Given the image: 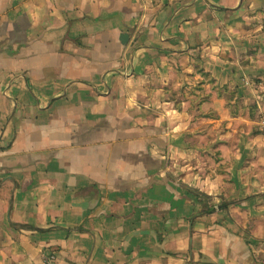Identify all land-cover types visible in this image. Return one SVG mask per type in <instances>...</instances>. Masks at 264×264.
Returning <instances> with one entry per match:
<instances>
[{
	"label": "crops",
	"instance_id": "obj_1",
	"mask_svg": "<svg viewBox=\"0 0 264 264\" xmlns=\"http://www.w3.org/2000/svg\"><path fill=\"white\" fill-rule=\"evenodd\" d=\"M263 85L264 0H0V264H264Z\"/></svg>",
	"mask_w": 264,
	"mask_h": 264
},
{
	"label": "built area",
	"instance_id": "obj_2",
	"mask_svg": "<svg viewBox=\"0 0 264 264\" xmlns=\"http://www.w3.org/2000/svg\"><path fill=\"white\" fill-rule=\"evenodd\" d=\"M244 85L245 86H252L250 81H248V80H246L243 85H240V87H243ZM263 88H264V85H263ZM258 120H259L258 124L264 132V107L261 108V112H260V116H259ZM56 258H57V256L54 253H45V254H43V263L44 264H57Z\"/></svg>",
	"mask_w": 264,
	"mask_h": 264
},
{
	"label": "water",
	"instance_id": "obj_3",
	"mask_svg": "<svg viewBox=\"0 0 264 264\" xmlns=\"http://www.w3.org/2000/svg\"><path fill=\"white\" fill-rule=\"evenodd\" d=\"M127 37H128V35H127V34H124L122 38H123L124 40H126Z\"/></svg>",
	"mask_w": 264,
	"mask_h": 264
}]
</instances>
